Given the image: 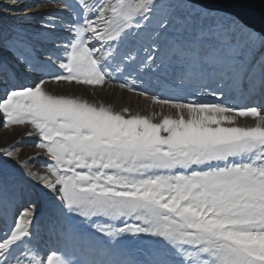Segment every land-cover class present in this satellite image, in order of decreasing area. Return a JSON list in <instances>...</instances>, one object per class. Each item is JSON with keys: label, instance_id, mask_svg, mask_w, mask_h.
Returning a JSON list of instances; mask_svg holds the SVG:
<instances>
[{"label": "snow or ice", "instance_id": "1", "mask_svg": "<svg viewBox=\"0 0 264 264\" xmlns=\"http://www.w3.org/2000/svg\"><path fill=\"white\" fill-rule=\"evenodd\" d=\"M216 2L56 0L38 28L0 26V127L40 150L0 145V264H264V20ZM49 82H118L161 111ZM10 191L29 197L15 219Z\"/></svg>", "mask_w": 264, "mask_h": 264}, {"label": "bare ground", "instance_id": "2", "mask_svg": "<svg viewBox=\"0 0 264 264\" xmlns=\"http://www.w3.org/2000/svg\"><path fill=\"white\" fill-rule=\"evenodd\" d=\"M56 10V0H51V2H46V0H0V26H7L13 27L16 25H23L29 28H38L40 25L44 23V20L41 18L40 14H46L49 12H54ZM30 77L35 78L39 74H29ZM118 82H113V84H106L101 88V92L103 94H107L108 97L104 96H97L96 88L76 85L74 84V89H70L68 91L67 88H61L60 83H52L49 82L47 87L50 91L51 89H56L58 92H63L68 95H74L76 97L86 99L89 102L99 100L101 103H104V99L106 103L112 102L109 99V94L114 95L111 98L117 100L120 104L123 101L132 104L136 109L143 103L149 104L145 97L138 95L135 92H129L125 89H121L118 86H114ZM154 85V92L155 94L159 95L162 99H175L176 93L171 91H165L160 84L153 83ZM194 87V86H193ZM148 88V87H147ZM141 89V86H138V90ZM191 99L192 97H188ZM207 100H212V97H206ZM258 97H250L249 99H240L237 101V107H244V106H252L258 100ZM119 104V105H120ZM117 105L116 109L120 110V106ZM154 111L159 112L161 111V106L158 104L151 103L150 104ZM165 113H168L170 110L167 107L163 108ZM241 125L251 124L253 121L247 118H239L237 121ZM30 126H10L9 128L0 127V145L8 146L12 144L21 143L23 147L21 151L24 154H31L33 152L40 151L34 147L36 138L35 137H28L25 135L26 132L30 131ZM19 195V204L16 206V209L12 212V219H15V211L19 210V207L26 205L29 197L24 192L20 191L17 193L16 191H10L9 196L13 197ZM4 209L0 208V212H3ZM44 224V223H43ZM42 227V225H41Z\"/></svg>", "mask_w": 264, "mask_h": 264}, {"label": "water", "instance_id": "3", "mask_svg": "<svg viewBox=\"0 0 264 264\" xmlns=\"http://www.w3.org/2000/svg\"><path fill=\"white\" fill-rule=\"evenodd\" d=\"M214 6L237 12L257 27L264 20V0H246L243 4H235L231 0H217Z\"/></svg>", "mask_w": 264, "mask_h": 264}, {"label": "rangeland", "instance_id": "4", "mask_svg": "<svg viewBox=\"0 0 264 264\" xmlns=\"http://www.w3.org/2000/svg\"><path fill=\"white\" fill-rule=\"evenodd\" d=\"M113 84V83H112ZM154 84L153 83H151V84H145V85H141V89L140 90H144V89H147V92L149 93V94H153V92H154V86H153ZM60 87L63 89V88H67L68 87V91L70 90V89H74V84H67V83H64V82H61L60 83ZM148 87V88H147ZM97 90H96V94H97V96L99 95V96H106V97H108V95L107 94H103L102 92H101V88H96ZM52 90V92L53 93H56V94H66V93H64L65 91H61V92H58L56 89H51ZM68 95V94H67ZM114 95H110L109 94V99H111V101L112 102H110V103H106L105 102V99H104V104H108V105H110V106H112L113 108H115L116 109V107H117V105H119L120 103V101L118 102L117 100H115L114 98H111V97H113ZM142 97H145L146 99H148L146 96H142ZM150 100V99H149ZM94 103H101L99 100H97V101H93ZM149 104H146L145 105V103H143V104H141V105H138L139 107H137L136 109H134L135 107L132 105V104H130V103H127V102H125V101H123L122 102V104H120L119 106L121 107L120 109H122V108H129L132 112H134V113H140V114H146V115H150L154 110H153V108H152V106L150 105L151 103H153L151 100L150 101H147ZM116 110H118V109H116ZM44 223V218H41V225H42V227H43V224Z\"/></svg>", "mask_w": 264, "mask_h": 264}]
</instances>
